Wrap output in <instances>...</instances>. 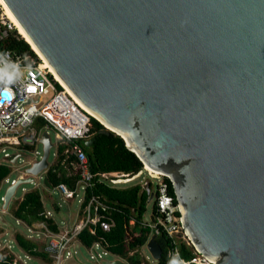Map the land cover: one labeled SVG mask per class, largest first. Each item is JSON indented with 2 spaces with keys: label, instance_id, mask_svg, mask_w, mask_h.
<instances>
[{
  "label": "water",
  "instance_id": "1",
  "mask_svg": "<svg viewBox=\"0 0 264 264\" xmlns=\"http://www.w3.org/2000/svg\"><path fill=\"white\" fill-rule=\"evenodd\" d=\"M3 1L102 132L171 179L197 249L213 264H264V0ZM41 142L3 195L10 232L17 189L50 168L48 132ZM157 237L146 247L159 261Z\"/></svg>",
  "mask_w": 264,
  "mask_h": 264
},
{
  "label": "built area",
  "instance_id": "2",
  "mask_svg": "<svg viewBox=\"0 0 264 264\" xmlns=\"http://www.w3.org/2000/svg\"><path fill=\"white\" fill-rule=\"evenodd\" d=\"M18 35H20L18 29L6 16L0 4V151L4 152V159L13 164L11 159L14 155L7 152V148L18 147L21 152L29 146L32 148L27 150L35 155L31 162L39 160L43 149L40 151L37 146L42 144L43 132L49 133V129L52 128L56 138L55 154L58 158H62V164L68 169L71 166L80 176L73 189L65 182L51 186L64 198L72 199L78 196L82 189L85 201L87 188L94 184L96 176L97 182L125 187L142 174L144 170L135 175L123 172H102L96 175L91 172L88 156L80 141L92 136L93 116L55 78L50 66L45 64V60L37 52L15 54L5 47L8 38ZM55 145L53 143V146ZM60 146H64L62 151L59 150ZM12 172L3 182L10 180ZM164 177L163 174L156 176L149 172L148 178L141 182L149 196L154 194L152 204L155 203L157 207V212H152L155 215V221H147L152 228L151 235L165 232L170 237L180 239L194 247L195 256L191 260H184L177 247L170 248L168 251L170 264H174L175 260H178L177 264H213L189 239L183 225L180 205L169 193ZM14 181L15 178L10 180V184ZM1 187L2 184L0 189ZM2 202L3 196H0V203ZM108 207L99 197H91L83 207L85 218L76 228V233H80L90 224H100L104 230H110L112 223L105 220V215L101 212V209L106 210ZM90 231L95 233L91 227ZM74 237L75 233L70 234L69 231L63 234L56 233L50 237L46 251L54 257L53 264H63L65 253L70 248ZM97 243L104 248L101 243ZM13 264L18 262L14 260Z\"/></svg>",
  "mask_w": 264,
  "mask_h": 264
},
{
  "label": "trees",
  "instance_id": "3",
  "mask_svg": "<svg viewBox=\"0 0 264 264\" xmlns=\"http://www.w3.org/2000/svg\"><path fill=\"white\" fill-rule=\"evenodd\" d=\"M5 44V47L15 54H35L31 45L20 35L11 36L6 40ZM92 123L91 133L92 136L96 137V140L91 146H86L84 140L80 141L88 156L92 173L97 175L102 172H123L135 175L144 169L142 160L134 151L127 147L125 140L120 135L115 132H102L105 129L104 125L94 117H92ZM31 148L28 146L27 149ZM63 149L64 146H60L59 150L62 151ZM61 161L62 158H59L56 164L50 166L46 176L52 187L60 182H65L73 189L80 176L74 172L71 166L70 171ZM11 172L12 168L10 166L0 164V186ZM97 178L96 176L94 184L87 188L83 207L91 197H99L103 203L109 206L106 210L101 209V212L105 215L104 219L111 222L112 226L110 230H104L100 224H90L79 233V240L88 248L99 242L112 254L125 259L128 264H140L143 259L139 249L147 243L152 232L151 226L145 220L149 194L141 183L116 187L104 182H97ZM164 178L168 184L169 193L174 197L175 202L178 203L173 182L169 177L165 176ZM152 212H157L155 203L152 205ZM13 215L29 226L35 222L43 221L51 230L58 231L55 221L45 216L44 203L41 193L37 189L27 191L24 194L17 207L13 209ZM90 227L95 230V233L90 231ZM1 232L3 230L0 227ZM15 239L18 246L29 255L42 257L47 263L51 262L48 254L44 249H40V245L36 241L26 238L20 232L16 233ZM157 240L163 250L162 257L157 264H170L171 260L168 256L170 248L177 247L184 260H191L195 256L193 246L180 239L172 238L165 232L160 233ZM0 258V264H13L15 256L10 254Z\"/></svg>",
  "mask_w": 264,
  "mask_h": 264
},
{
  "label": "rangeland",
  "instance_id": "4",
  "mask_svg": "<svg viewBox=\"0 0 264 264\" xmlns=\"http://www.w3.org/2000/svg\"><path fill=\"white\" fill-rule=\"evenodd\" d=\"M20 36H21V34H20ZM49 133L51 135L52 142L55 145L56 144V142H55L56 138H55L54 130L52 128L49 129ZM55 147H56V145H55ZM37 148H38V150L41 151L43 149V145L38 144ZM7 152L15 155L18 152H20V150L18 149V147H9V148H7ZM21 152H26L27 156L19 158V160L16 164H11L10 162H8L4 159V156H5L4 152L2 150L0 151V164L9 165L12 168L13 172L10 176V180H12L13 178L16 179L20 170H22L24 166L28 165L29 162H31L35 157V155L30 150L25 149ZM54 153H56L55 148H52L49 159H48L49 163H52L55 160L54 159ZM50 166H51V164H50ZM143 170L144 171L142 174L138 175L132 182H130L126 185L131 186L133 184H137V183H141V182L145 181V179H147L149 176V171L145 169V166H144ZM43 176H45V174H43L42 176L37 178V180L33 183H24L21 186H19L14 198L10 202L6 216H7L8 220H10L11 222H13L16 225L17 229L12 230L11 232H7L8 230L6 227L0 226L3 230V232L0 233V241H1V244L3 243V245L6 246L5 248H3V245H0V257L1 256H7L8 254H14L15 258H18V255L21 256L22 260L19 259L20 264H39V262L35 258L32 260L31 259L30 260L25 259V258H29V256H27V254H25V252L20 249V247L18 246L17 241L15 239L16 233L20 232L23 235L29 236V238H32L34 241L38 239L37 243H39L41 245H42V242H44V240H45L44 235H40L36 232V231H39V229L41 230V227L40 228L37 226H36V228H34V226L30 227L27 224H24L23 222L20 224H17L15 218L13 217L14 207H17L18 202L21 200L20 198L24 195V192H26L27 190H29V191L34 190V189L39 190L41 195H42V200H43L45 206L49 209L53 208V205L55 202H58V204L62 205L63 206L62 209L66 210L67 212H68V209H69V212L71 210H74L76 212L79 209L80 203L78 201V198H72V199L66 200V198H64L57 190L49 189L48 187H46L44 185ZM158 176H161V174L160 175L158 174ZM10 180L8 182L4 181L2 183V187L0 189V196L5 195L6 190L10 185ZM22 188H25L26 191H24ZM83 192L84 191L81 189L79 195L83 194ZM2 204H3V202L0 203V209H2ZM152 205H153L152 202L148 203V210L145 214V220L146 221L151 220ZM77 246H78V248H77L78 253L76 255L78 256V259H76V260L80 264H100L101 262H102L101 264H110V261L114 260L115 258H119V256L118 257L115 256L110 251H108L105 247L103 248L102 246H100L98 243L94 244L93 249L88 248V247L82 245L81 243ZM139 253L142 256V259H143L142 262H144V264H157L158 263V261L155 260L151 256L150 252L148 251V249L146 247V244L139 249ZM81 254H83V256ZM91 256H93V257H91ZM76 260L75 259H68L65 264H77ZM41 264H47V262L44 261Z\"/></svg>",
  "mask_w": 264,
  "mask_h": 264
},
{
  "label": "crops",
  "instance_id": "5",
  "mask_svg": "<svg viewBox=\"0 0 264 264\" xmlns=\"http://www.w3.org/2000/svg\"><path fill=\"white\" fill-rule=\"evenodd\" d=\"M52 148H55V152H56V147L55 146H53ZM51 152V151H50ZM54 161L52 162V163H50L51 164V166H53V164H56L57 162H58V160H59V158L57 157V155L54 153ZM64 165V164H63ZM66 167V166H65ZM69 170L71 171V169L69 168ZM48 182H49V180H48ZM44 185L46 186V187H48L49 189H52L51 188V184L49 183V186L48 185H46L45 183H44ZM24 191H26V189L25 188H22ZM53 190V189H52ZM27 191H29V190H27ZM26 191V192H27ZM26 192H24V194L26 193ZM24 196V195H23ZM23 196L20 198V199H22L23 198ZM41 197H42V195H41ZM74 198H78V201H79V203H80V205H79V209L75 212L74 210H71L70 212H69V209H68V212L66 211V210H63L62 209V205H60V204H58V202H55L54 203V205H53V208H51V209H49V208H47L46 206H45V204H44V207H45V216L46 217H50V218H52L54 221H55V223L57 224V226H58V231H53V230H51L49 227H48V225L45 223V222H43V221H40V222H35V223H33V225H31V226H34V228H36V226L37 227H41V230L39 229V231H36L38 234H40V235H44L45 237H44V242H42V245L41 244H39L40 245V249H44V251L48 254V256H49V258L51 259V262L50 263H47V264H53V262H54V257H52V255L50 254V253H48L47 251H46V246H47V244H48V242H49V239H50V237H53V234H56V233H60V234H63L64 232H66V231H69L70 232V234H74L75 233V237L73 238V240H72V242H71V246H70V248L68 249V251L65 253V258L63 259V264H65L66 263V261L68 260V259H78V256L76 255L77 253H78V251H77V248H78V246L77 245H79L80 243H81V241L79 240V237H78V235H79V233L77 234L76 233V228L78 227V225H80V224H82L83 223V220H84V210H83V204H84V194H81V195H78V196H76V197H74ZM19 199V200H20ZM67 200V199H66ZM18 201V200H17ZM43 201V200H42ZM44 203V202H43ZM15 208V207H14ZM8 212V210L6 211V212H4V214H5V216H6V213ZM13 217H14V215H13ZM6 218H7V216H6ZM15 218V217H14ZM15 220H16V223L17 224H20V223H22L23 221L22 220H19V219H17V218H15ZM13 223V222H12ZM24 224H26L25 222H23ZM13 225H14V229L13 230H15V229H17V227H16V225L13 223ZM29 226V225H28ZM30 226V227H31ZM7 232H10V231H7ZM26 238L28 237V239H29V236H26V235H24ZM31 240H33L32 238H30ZM54 239V238H53ZM38 240V239H37ZM37 240H35L36 242H37ZM39 242V241H38ZM82 244V243H81ZM0 245H3V243L1 244V241H0ZM83 245V244H82ZM94 246V245H93ZM93 246L91 247V249H93ZM6 246H4L3 245V248H5ZM21 249V248H20ZM22 250V249H21ZM24 251V250H23ZM75 251H76V253H75ZM25 252V251H24ZM68 252H70L69 254H68ZM25 254H27V256H29V258H25V259H27V260H32V259H36L38 262H39V264H41L42 262H44L45 260L42 258V257H35V256H31V255H29L27 252H25ZM8 255H10V254H8ZM76 255V256H75ZM82 256H83V254H81ZM26 256V255H25ZM116 256V255H115ZM92 257V256H91ZM118 257V256H117ZM1 259V258H0ZM19 259H21V256H19L18 255V258H14V260L15 261H17L18 263H19ZM123 259V258H122ZM22 260V259H21ZM46 262V261H45ZM76 262H77V264H80L77 260H76ZM102 263V262H101ZM100 263V264H101Z\"/></svg>",
  "mask_w": 264,
  "mask_h": 264
},
{
  "label": "bare ground",
  "instance_id": "6",
  "mask_svg": "<svg viewBox=\"0 0 264 264\" xmlns=\"http://www.w3.org/2000/svg\"><path fill=\"white\" fill-rule=\"evenodd\" d=\"M0 4L2 5V7H3V10H4V12H5V14H6V16L13 22V24L16 26V28L18 29V32L21 34V36L25 39V40H27L28 42H30L31 43V45H32V42L30 41V39H29V37H28V35L26 34V32L24 31V29L20 26V24L18 23V21L16 20V18L14 17V15L11 13V11L9 10V8L6 6V4L4 3V1L3 0H0ZM32 48L42 57V58H44L43 56H42V54L40 53V51L34 46V45H32ZM45 64L46 65H49L50 66V68H51V70H52V72L54 73V75H55V78L57 79V80H59L64 86H65V88L66 89H68L67 87H66V85L62 82V80L59 78V76L56 74V72L54 71V69L51 67V65L45 60ZM69 90V89H68ZM70 91V90H69ZM71 92V91H70ZM72 93V92H71ZM73 94V93H72ZM74 96V95H73ZM75 97V96H74ZM76 98V97H75ZM77 99V98H76ZM77 101L92 115V116H95V117H97L92 111H90L87 107H85L78 99H77ZM145 169L146 170H148L151 174H153V175H158V174H163L162 172H160V171H157V170H155L154 168H152L151 166H149V165H145Z\"/></svg>",
  "mask_w": 264,
  "mask_h": 264
},
{
  "label": "clouds",
  "instance_id": "7",
  "mask_svg": "<svg viewBox=\"0 0 264 264\" xmlns=\"http://www.w3.org/2000/svg\"><path fill=\"white\" fill-rule=\"evenodd\" d=\"M1 210V209H0Z\"/></svg>",
  "mask_w": 264,
  "mask_h": 264
}]
</instances>
